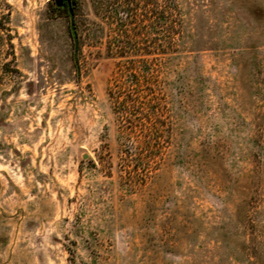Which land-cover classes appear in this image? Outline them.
<instances>
[{"label":"rangeland","instance_id":"rangeland-1","mask_svg":"<svg viewBox=\"0 0 264 264\" xmlns=\"http://www.w3.org/2000/svg\"><path fill=\"white\" fill-rule=\"evenodd\" d=\"M70 2L0 0V264H264V0Z\"/></svg>","mask_w":264,"mask_h":264},{"label":"trees","instance_id":"trees-1","mask_svg":"<svg viewBox=\"0 0 264 264\" xmlns=\"http://www.w3.org/2000/svg\"><path fill=\"white\" fill-rule=\"evenodd\" d=\"M100 0H94L96 4H99ZM116 2H111L115 4V9L118 11L117 6L126 9L130 5L131 0H115ZM169 0H163L162 11H166L170 6ZM115 10V11H116ZM116 13V12H115ZM129 14V13H127ZM118 16V15H116ZM165 16V15H163ZM131 17V16H130ZM121 18L119 17V20ZM72 37L75 38V29H71ZM0 44L6 46L5 53L14 55L13 53V44L11 42V35L9 33L8 26L3 21V13L0 15ZM136 47H133L135 49ZM77 49V43L74 44V50ZM8 61H5L2 64V68L8 67ZM141 71V65H138L137 62H128L127 67L124 70H121L118 73V78L114 79L112 86L108 87V95L112 98L114 104V110L119 120V131L122 138L126 139L135 131V129L140 126H145V129H148L152 123L150 115L142 114L141 111H137V108L142 109L144 101L141 99L142 95L139 92L135 93H123V88L125 87V79L128 78L129 82H134ZM136 85V84H135ZM143 115V116H141Z\"/></svg>","mask_w":264,"mask_h":264},{"label":"water","instance_id":"water-1","mask_svg":"<svg viewBox=\"0 0 264 264\" xmlns=\"http://www.w3.org/2000/svg\"><path fill=\"white\" fill-rule=\"evenodd\" d=\"M64 0H55V4L56 5H61L62 4V2H63ZM67 3H68V9H69V12L71 13V2H70V0H65ZM73 23V20L71 19V24Z\"/></svg>","mask_w":264,"mask_h":264}]
</instances>
